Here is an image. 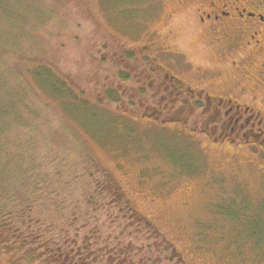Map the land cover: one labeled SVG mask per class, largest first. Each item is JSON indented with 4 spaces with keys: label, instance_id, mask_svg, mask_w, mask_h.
<instances>
[{
    "label": "rangeland",
    "instance_id": "374dc122",
    "mask_svg": "<svg viewBox=\"0 0 264 264\" xmlns=\"http://www.w3.org/2000/svg\"><path fill=\"white\" fill-rule=\"evenodd\" d=\"M160 1L165 12L177 8ZM137 2L0 0V209L19 215L33 207L39 217L51 190L92 157L187 264H264V159L135 121L122 111L138 107L103 99L105 68L96 59L121 49L119 15ZM165 12L146 27L162 28ZM187 35L180 40L197 67L208 58ZM17 256L0 246V264H23Z\"/></svg>",
    "mask_w": 264,
    "mask_h": 264
},
{
    "label": "flooded vegetation",
    "instance_id": "af4514ba",
    "mask_svg": "<svg viewBox=\"0 0 264 264\" xmlns=\"http://www.w3.org/2000/svg\"><path fill=\"white\" fill-rule=\"evenodd\" d=\"M137 1L119 15L121 49L96 59L105 68L103 99L138 107L122 111L135 121L179 127L217 150L264 159V0H176L169 12L160 0L146 8ZM161 12L165 25L149 30L145 22ZM181 33L199 38L196 50L208 58L199 66ZM138 36L146 41L127 45Z\"/></svg>",
    "mask_w": 264,
    "mask_h": 264
},
{
    "label": "trees",
    "instance_id": "16d2710c",
    "mask_svg": "<svg viewBox=\"0 0 264 264\" xmlns=\"http://www.w3.org/2000/svg\"><path fill=\"white\" fill-rule=\"evenodd\" d=\"M86 162L59 191L51 190L39 217L33 207L19 215L0 209L5 252L23 264H187L121 183L97 160Z\"/></svg>",
    "mask_w": 264,
    "mask_h": 264
}]
</instances>
